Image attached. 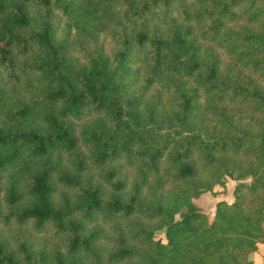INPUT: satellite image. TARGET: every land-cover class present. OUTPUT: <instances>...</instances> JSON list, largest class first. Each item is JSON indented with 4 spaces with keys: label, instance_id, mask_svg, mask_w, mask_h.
I'll return each instance as SVG.
<instances>
[{
    "label": "trees",
    "instance_id": "16d2710c",
    "mask_svg": "<svg viewBox=\"0 0 264 264\" xmlns=\"http://www.w3.org/2000/svg\"><path fill=\"white\" fill-rule=\"evenodd\" d=\"M100 18L112 26L109 51L96 38ZM234 68L264 81V0H0V224L47 226L60 238L49 254L18 234L15 247L0 238V264H250L264 243V202L244 200L264 191V137L220 106L264 114V87L231 78ZM133 78L138 93L128 91ZM20 82L24 96L12 90ZM153 84L170 99L167 114L155 111L158 98L143 99ZM205 107L215 122L199 128ZM200 170L236 181L232 200L214 203L216 229L199 210L175 219L176 199L155 194L168 185L197 196ZM134 214L155 225L131 221L125 237L117 224L99 245L100 222Z\"/></svg>",
    "mask_w": 264,
    "mask_h": 264
},
{
    "label": "rangeland",
    "instance_id": "374dc122",
    "mask_svg": "<svg viewBox=\"0 0 264 264\" xmlns=\"http://www.w3.org/2000/svg\"><path fill=\"white\" fill-rule=\"evenodd\" d=\"M29 13L31 15L37 14V9L33 6H29ZM57 22V21H56ZM65 23L64 18H61L58 22V31H61L63 28V25ZM93 25H95V31H96V38L101 44V49L103 51H109L111 45H112V37H111V23L109 22V19L100 18L97 21L93 22ZM246 26L244 23H238L234 25V28L236 30H243V27ZM75 57L78 59H83V52H81L80 48H75ZM231 78H237L242 81H250L251 83H254L258 85L259 87H264V81L257 77L254 73L247 71L245 69H239L234 68L230 72ZM143 89L142 83L140 80L133 78V80L130 81L128 91L133 93H138L137 91ZM17 95L24 96L27 88L25 87L24 83H18L15 84L12 89ZM154 98H158L160 101V105L157 107L155 111H160L163 113H168L170 110V99L167 98V94L164 93L162 88H160L157 84H153L152 86L144 89L143 99L145 102H151ZM220 110L226 114L230 121L236 125L237 127H242L245 130H248L249 132L253 134H260L264 137V114L261 112H252L249 109H247L244 106H238V105H221ZM196 125L199 128H207L210 127L214 122L215 119L213 117V114L209 108L205 107L202 109H199V111L194 116ZM33 121H37V119H34ZM89 122L91 121L90 117H85L81 121L78 120L76 122L77 125L80 124V122ZM61 164L66 160L65 155H61ZM243 164L251 163L250 161H241ZM5 173L6 170L3 171L2 174V181L5 179ZM96 172L93 177H95ZM127 175V170H126ZM128 179L132 178V172L128 170ZM192 181L194 184H196L199 189H201L200 194L197 196H191V195H184L180 194L177 195V189L175 190L171 186L163 185L162 187H158L155 190V194L157 197H159L164 202L170 201L172 199H176L177 203V210L174 213L173 217L175 219H178L181 217V213L186 212L190 209L193 210H199L203 212L206 216V222L203 223L204 226L210 228V229H216L218 227V224L213 222L212 219V210L214 208L215 201L219 199H224L226 201H230L233 198L232 195V188L234 184L236 183L235 180L230 179L227 176H221L218 180H214V178L211 176L210 173L207 171L200 170L198 173L192 177ZM3 182H1L2 184ZM62 190L61 187L57 189V192L55 194V198H58V194ZM144 199H150L151 195L148 193L147 189H143L142 194ZM261 202H264V191H257L253 195H249L245 198L244 204L249 208L250 206H256L260 204ZM131 221H139L141 223L145 224H152L155 225V222L153 220H149L145 218L144 216L134 214L131 215L129 218L125 219H117L114 221V223H102L100 222L98 225L101 227L102 236L99 241V245L102 247L107 246L111 243V238L115 235V230L117 224L119 225L120 229L122 230V233L124 232V236L128 237V231L127 227ZM239 226V224H236L235 227ZM259 228L264 231V217L262 221L259 224ZM164 227L162 228H154L153 232L155 236H159L163 242H165L164 237ZM202 230L200 229L199 225L192 223L191 225V233L192 234H201ZM18 234L20 237L24 238L25 241H27L30 246L33 253L37 251L38 249H42L43 252L49 254L51 248L58 244L60 245V238L57 235H53L51 232L48 231L47 226L44 227V230L42 231H35L33 230L29 223H22V224H16L14 222H8L6 224H0V238L7 243L8 246L15 247L13 235ZM187 235L186 231L179 234V238H184ZM184 250H188L187 248H184ZM168 253V252H167ZM251 254V253H250Z\"/></svg>",
    "mask_w": 264,
    "mask_h": 264
},
{
    "label": "crops",
    "instance_id": "0c3cea01",
    "mask_svg": "<svg viewBox=\"0 0 264 264\" xmlns=\"http://www.w3.org/2000/svg\"><path fill=\"white\" fill-rule=\"evenodd\" d=\"M264 232V231H263ZM250 264H264V243L258 242L257 247L250 254Z\"/></svg>",
    "mask_w": 264,
    "mask_h": 264
}]
</instances>
